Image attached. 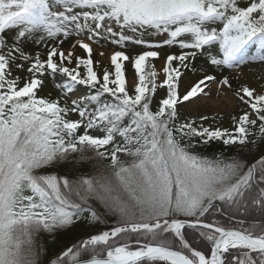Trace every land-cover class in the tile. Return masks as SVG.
I'll list each match as a JSON object with an SVG mask.
<instances>
[{
	"label": "snow or ice",
	"instance_id": "6c2138e0",
	"mask_svg": "<svg viewBox=\"0 0 264 264\" xmlns=\"http://www.w3.org/2000/svg\"><path fill=\"white\" fill-rule=\"evenodd\" d=\"M105 43L143 50L98 74ZM255 62L264 0H0V264H45L41 238L81 225L93 231L47 264H264V88L233 87L232 71ZM45 74L65 99L38 95ZM213 85L238 102L231 128L180 115ZM213 143L235 153L200 151Z\"/></svg>",
	"mask_w": 264,
	"mask_h": 264
},
{
	"label": "rangeland",
	"instance_id": "374dc122",
	"mask_svg": "<svg viewBox=\"0 0 264 264\" xmlns=\"http://www.w3.org/2000/svg\"><path fill=\"white\" fill-rule=\"evenodd\" d=\"M157 40H163V36L155 37ZM115 47H111L108 45V43L103 44L102 46L93 45V60L99 61V64H94V69L98 72V74H102L105 68L112 71L113 66L110 63V57L111 54L115 50H125L129 55H136L143 49L140 46H136L133 44H128L126 49H121L118 46L114 45ZM63 49L67 51L70 48V42L65 41L63 44ZM161 57H166L167 54L171 52H178L179 49L176 47H163L159 49ZM251 51V49H250ZM41 55H44L43 49H40ZM103 52L104 55L101 56L100 53ZM76 54L79 56H86V54L80 50L79 48L76 49ZM153 63L156 65L157 69H160L163 61L162 59H157L153 61ZM15 73V69L13 70ZM233 75L235 77H238V79L233 80V87L237 86L238 84H247L252 87L257 88L258 90L261 88H264V81L261 80V77L264 76V65H261L259 62L255 63H248L243 65L239 69L232 70ZM21 76H24L25 73L20 72L18 73ZM125 75L127 80V85L129 88H132L133 82L136 79L134 75V69L132 65L128 62H125ZM161 79H163V75L161 73ZM196 77H194L191 73H186L182 78L181 83V92L184 91V89L189 85V83L194 80ZM64 78H62L60 75L55 76V78L45 74L43 77V85L38 90V95L43 97H48L55 99L57 97H61L62 99H65L66 97H63V90L58 86ZM213 91L211 93V99H206L204 101L196 100L192 103H184L179 106V111L181 117H198L201 114H207L210 117L215 115L216 119L215 121H211V123H214L215 125L221 126L223 128H231L232 126V115L235 114L237 111H239L237 105L238 102L231 99V93L228 94V96L223 95L221 93L220 95L216 94L215 86L213 85ZM86 87L81 86L79 88H76L71 96L73 98L81 96L85 94ZM166 94L165 89H158L156 93L155 99L158 100L162 97H164ZM69 103H71V100H69ZM155 104V102H154ZM72 119L78 118L75 115L71 116ZM225 156V154H224ZM80 229L72 232L70 234L71 240L68 242V245H71L75 242V240L80 238ZM199 249H204V247L199 244ZM65 247L61 248L58 252L53 254L49 257V259L55 258V256Z\"/></svg>",
	"mask_w": 264,
	"mask_h": 264
},
{
	"label": "trees",
	"instance_id": "16d2710c",
	"mask_svg": "<svg viewBox=\"0 0 264 264\" xmlns=\"http://www.w3.org/2000/svg\"><path fill=\"white\" fill-rule=\"evenodd\" d=\"M108 45H110L111 47L112 46L115 47L114 45H112L110 43H108ZM79 87H81V86H77V88H79ZM89 92H90V90L88 88H86L85 94H87ZM153 107H155V104L153 105ZM200 151L207 156H212L213 154H218V153L222 152L225 154V157H227V156H230V155L235 153V149H228L227 147L223 146L220 143H213L206 148L200 149ZM78 167H80L81 171L87 172V171H89L90 165H79ZM79 229L81 231L80 238L75 240L74 243H77L82 237L87 238V236L90 234V232L93 231L92 229H90L86 226H83V225H81L79 227ZM70 234L71 233L62 234L59 237L58 241H55V242L52 241L51 238H49L46 242L43 240V238H41V242L44 243L45 248H46V255L42 257V260L45 262V264H47V262L51 260V259H49V257L52 256L53 254H55L56 252H58L61 248L71 246L74 244L73 243L71 245H68V242L71 240ZM186 235H187V238L191 241V243L194 244L198 249L200 248V246H199L200 243L204 247V249H209V245L207 244V242L205 240H203L202 238L198 237L197 233L194 230L186 229Z\"/></svg>",
	"mask_w": 264,
	"mask_h": 264
}]
</instances>
